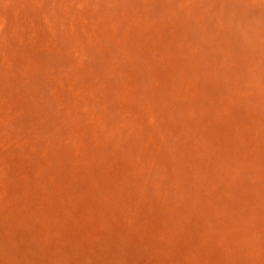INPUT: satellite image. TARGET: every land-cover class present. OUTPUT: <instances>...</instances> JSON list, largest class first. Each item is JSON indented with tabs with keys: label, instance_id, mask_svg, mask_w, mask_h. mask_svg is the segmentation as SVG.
<instances>
[{
	"label": "rangeland",
	"instance_id": "obj_1",
	"mask_svg": "<svg viewBox=\"0 0 264 264\" xmlns=\"http://www.w3.org/2000/svg\"><path fill=\"white\" fill-rule=\"evenodd\" d=\"M0 264H264V0H0Z\"/></svg>",
	"mask_w": 264,
	"mask_h": 264
}]
</instances>
